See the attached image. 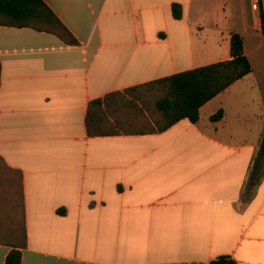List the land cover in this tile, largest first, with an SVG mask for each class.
I'll return each instance as SVG.
<instances>
[{
    "label": "crops",
    "instance_id": "crops-1",
    "mask_svg": "<svg viewBox=\"0 0 264 264\" xmlns=\"http://www.w3.org/2000/svg\"><path fill=\"white\" fill-rule=\"evenodd\" d=\"M44 1L78 44L0 26V264H264V80L165 130L150 86L264 50L257 0Z\"/></svg>",
    "mask_w": 264,
    "mask_h": 264
},
{
    "label": "trees",
    "instance_id": "trees-1",
    "mask_svg": "<svg viewBox=\"0 0 264 264\" xmlns=\"http://www.w3.org/2000/svg\"><path fill=\"white\" fill-rule=\"evenodd\" d=\"M257 3L264 32L263 3L262 0H257ZM173 15L176 19L182 17L179 5H173ZM0 26L32 28L55 34L68 44H78L74 35L44 0H0ZM230 53L231 60L177 73L150 84L157 90L152 95L151 102L159 114V130H165L182 119L197 123L200 108L205 103L252 72V65L244 53V39L238 33L231 35ZM96 103L98 102L94 104ZM223 113V109H219L210 117L211 121H219ZM260 147V152H264V138ZM7 264H21L19 253H11Z\"/></svg>",
    "mask_w": 264,
    "mask_h": 264
},
{
    "label": "rangeland",
    "instance_id": "rangeland-1",
    "mask_svg": "<svg viewBox=\"0 0 264 264\" xmlns=\"http://www.w3.org/2000/svg\"><path fill=\"white\" fill-rule=\"evenodd\" d=\"M248 37V53L251 65L253 67L256 78L260 81L264 80V50L258 47V44L253 42L254 38Z\"/></svg>",
    "mask_w": 264,
    "mask_h": 264
}]
</instances>
